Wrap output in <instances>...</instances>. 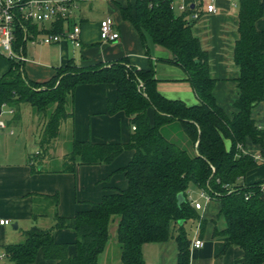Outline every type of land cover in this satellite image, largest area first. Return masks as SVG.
<instances>
[{
	"label": "trees",
	"instance_id": "1",
	"mask_svg": "<svg viewBox=\"0 0 264 264\" xmlns=\"http://www.w3.org/2000/svg\"><path fill=\"white\" fill-rule=\"evenodd\" d=\"M118 8L143 37L149 34L170 52L167 61L183 71L197 102L187 104L164 96L157 89L153 67L136 68L125 57L86 68L68 63L46 82L28 79L23 60L8 58L9 69L0 75V109H12L10 125L20 120L22 104L31 105L39 160L53 158L51 149L61 138L62 126L73 117L77 85L93 82L115 85L116 97L108 102L107 113L122 111L129 118V141L73 139L60 165L51 163L50 167L75 172L81 164L110 163L126 149L132 155L119 169L126 186L111 189L70 217L59 215L57 193L33 194V220L50 215L53 223L33 225L24 232L22 242L3 245L5 256L15 264H26L41 251L44 258L59 264H99L109 241V225L115 223L122 264H145L143 244L168 240L177 244V259L172 264H189L191 238L185 225L198 217L188 193L195 186L219 204L226 226L215 234L223 238V251L235 246L243 252L241 264H264V181L239 183L264 163L245 151L247 140L264 149V127L251 116L253 106L264 100V30L255 27L264 15V0H239V38L233 49V62L239 68L238 93L231 115L213 95L216 80L210 75L208 53L186 18L194 12L190 4L181 15L174 13L172 0H134L132 7ZM65 22L66 18H58L47 33L61 32ZM29 32L38 33L37 23L19 16L13 30V49L19 55L24 54ZM149 108L153 110L151 120ZM176 122L183 133L181 143L167 134ZM179 193L183 200L178 204ZM59 229L72 230L74 241H56L54 234ZM70 245L73 254H69Z\"/></svg>",
	"mask_w": 264,
	"mask_h": 264
},
{
	"label": "crops",
	"instance_id": "2",
	"mask_svg": "<svg viewBox=\"0 0 264 264\" xmlns=\"http://www.w3.org/2000/svg\"><path fill=\"white\" fill-rule=\"evenodd\" d=\"M61 1L67 3L69 8V16L62 30L78 24L81 28V44L75 46L67 38H62L58 42L44 43L42 37L51 34L47 31L55 21L41 23L34 21L37 23L38 33L33 35L29 32L27 40H30L31 45L41 42L46 46L43 52L37 49L28 52L26 47L24 48L23 65L28 79L46 82L52 78L58 67L68 63L86 68L98 64L109 65L125 57L136 68L153 67L158 81L157 89L164 96L183 100L187 104L197 102L183 71L167 61L171 57L170 52L154 43L149 34L145 33L143 37L131 22L121 17L118 7H132L134 0ZM172 2L176 15L183 13L180 9L183 3L190 4L199 14L195 19L191 12L186 18L191 24L194 35L208 53L210 75L216 80L213 87L216 102L228 115H231L234 111L233 102L238 93L235 79L239 75V68L233 62V49L239 38V0H172ZM208 4H213L215 10L208 12ZM106 16L114 19V27L119 32V38L114 41L105 42L100 39V21ZM116 16L118 20L115 19ZM255 27L264 30V15L256 21ZM8 69V57L0 55V75ZM115 97L116 88L113 83L93 82L77 85L72 96L73 117L63 124L61 138L51 149L56 166L60 165L64 155L69 151L67 150L61 157L56 155L58 145L64 138L69 140L70 144L73 139L123 144L129 141L132 128L129 118L122 111L107 113V104ZM147 114L151 120L153 110L149 108ZM251 116L259 127H264V100L253 106ZM17 141L0 143V219L9 220L8 224L0 225V264H15L5 256L3 245L22 242L24 232L33 225L48 227L53 223L50 215L33 220L31 198L33 194L57 193L59 215L70 217L78 210L87 209L90 202L99 201L102 195L111 189L124 188L126 179L119 169L127 164L132 155V151L126 149L110 163L81 164L76 167L75 172H62L50 167L51 161L39 160L35 156L36 153L34 155L27 153L25 146ZM226 145H229L227 140ZM245 150L264 157V149L249 140L246 141ZM82 166L97 169L94 170L96 175L91 182L98 180L96 181L98 188L90 194L80 195L81 191L78 190L74 175ZM115 171H119L123 177L111 179V174ZM243 179L245 184L264 181V169L257 167L247 172ZM201 205L196 213L198 217L195 219L197 225H194L196 233L193 238H200L204 244L199 248L192 247L191 239L189 264H241L242 250L231 246L223 251V238L215 234V231H221L226 226L224 217L219 214L218 202L210 199ZM12 231L18 232L14 234ZM68 232L73 233L74 238L73 234L68 236L66 234ZM54 235L58 242H73L75 239V233L69 229H59ZM108 242L100 255L99 264H122L117 241L113 238L110 243ZM73 253L74 246L70 245L69 254ZM142 254L145 264H172L177 259V244L174 240L145 243L142 246ZM26 264L59 263L44 258L39 251L35 260Z\"/></svg>",
	"mask_w": 264,
	"mask_h": 264
},
{
	"label": "built area",
	"instance_id": "3",
	"mask_svg": "<svg viewBox=\"0 0 264 264\" xmlns=\"http://www.w3.org/2000/svg\"><path fill=\"white\" fill-rule=\"evenodd\" d=\"M188 4L183 3L181 10H185ZM173 7V2H172ZM67 3L61 0H0V48L6 51L8 58L24 60L23 55L17 54L13 49V30L19 16L26 20L37 22L56 21L58 18H67L69 16ZM214 5L208 4L207 11H214ZM193 18H198L197 12L192 13ZM115 22L111 16H106L100 21V39L101 41H114L119 38V32L114 27ZM62 38L69 39L75 46L81 44V28L78 24L67 27L58 33L47 34L42 37V42H58ZM35 42V41H34ZM141 83L139 84V87ZM3 107V106H2ZM1 107V109H2ZM0 109V112H1ZM10 109V108H9ZM10 113L12 109H10ZM7 129L6 123L0 120V130ZM12 133V130H9ZM246 151V150H245ZM253 155V154H252ZM255 159L264 161L261 155H253ZM200 196L206 201L211 197L203 190H200ZM191 199V205L197 210L202 207L201 202ZM9 220L0 219V225L8 224ZM204 244L200 238H193L191 246L195 248L202 247Z\"/></svg>",
	"mask_w": 264,
	"mask_h": 264
},
{
	"label": "rangeland",
	"instance_id": "4",
	"mask_svg": "<svg viewBox=\"0 0 264 264\" xmlns=\"http://www.w3.org/2000/svg\"><path fill=\"white\" fill-rule=\"evenodd\" d=\"M115 19L118 20V17L116 16ZM39 25H41V24H39ZM45 46L46 45L42 44L41 42H39L38 44H35V45H31L30 40H27L25 43V47H26V50L28 52H30L31 49H37V50H40L41 52H43ZM0 55L4 56L5 58L8 57L6 51H4L3 48H0ZM33 112L34 111H33V108L31 107V105L22 104L21 110H20L19 122L17 124H14V125H9V124H7V122L11 119L12 115H11L8 107L3 106L1 109V112H0V120L4 121L6 123L7 129L0 130V143L2 142L5 144L6 142H10L11 140H13V141L18 140L17 142H20L25 146V150L27 151V153L34 155L38 149V143H37L36 136H35V132H36L35 120H36V118L33 115L34 114ZM167 129H168L167 134L170 136V139L181 143V141L183 140V133H182L178 123L177 122L174 123V125H171ZM9 130H12V133ZM9 133H11V134H9ZM69 149H70V142H69V140L64 138L61 140L60 144L58 145V148L56 150V155L58 157H61ZM50 157L48 158V160L51 161V163H56V161ZM99 164H105V163L102 162ZM259 167L264 169V163L259 165L258 168ZM94 170H97V169H95V167L90 168L88 166H82L81 168H79L78 171H76L74 176L76 177V180L78 183V190H79V192L81 191L80 195L90 194L93 191L97 190L98 183L96 181H98V180H95V181L93 180V182H91L93 179V176L96 175V174H94ZM119 176L123 177V175L119 171L118 172L115 171L111 174V179L114 180ZM100 183L101 182H99V184ZM239 183H241V184L244 183V179L241 178L239 180ZM125 184H126V182H125ZM82 189H84V190H82ZM188 193H189V196L193 200H197L201 203H204L206 201L204 198H202L200 196V190H198L195 186H190ZM197 222H198V220H197ZM194 225L195 226L197 225V223L195 224V220L194 221L188 220L186 222V225H185L187 227L188 235L191 239H193V237L196 233V230H194L195 229ZM12 232L14 233V232H18V231H12ZM66 234L68 236H70L73 233L68 232ZM16 236H18V234H16ZM109 236L111 237V240H113V238H115V240H116V237H115L116 236V224L115 223H111L109 225ZM73 238H74V234H73ZM111 240L108 243H110Z\"/></svg>",
	"mask_w": 264,
	"mask_h": 264
},
{
	"label": "water",
	"instance_id": "5",
	"mask_svg": "<svg viewBox=\"0 0 264 264\" xmlns=\"http://www.w3.org/2000/svg\"><path fill=\"white\" fill-rule=\"evenodd\" d=\"M177 199H178V204L183 200V195L181 193H179L177 195ZM179 223H182V221H179ZM15 227V226H14Z\"/></svg>",
	"mask_w": 264,
	"mask_h": 264
}]
</instances>
